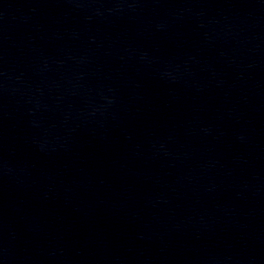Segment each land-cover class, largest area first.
<instances>
[{
	"label": "water",
	"instance_id": "obj_1",
	"mask_svg": "<svg viewBox=\"0 0 264 264\" xmlns=\"http://www.w3.org/2000/svg\"><path fill=\"white\" fill-rule=\"evenodd\" d=\"M0 264H264V0H0Z\"/></svg>",
	"mask_w": 264,
	"mask_h": 264
}]
</instances>
